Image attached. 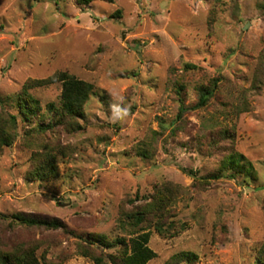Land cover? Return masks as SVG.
<instances>
[{"label":"rangeland","instance_id":"1","mask_svg":"<svg viewBox=\"0 0 264 264\" xmlns=\"http://www.w3.org/2000/svg\"><path fill=\"white\" fill-rule=\"evenodd\" d=\"M57 73L93 94L76 131L17 121L13 144L0 150V247L35 249L40 264H114L132 237L121 214L169 183L181 189L169 208L178 233L149 230L156 256L148 264L184 252L196 259L176 264H256L253 248L264 243L263 0H0L6 113L26 82ZM214 80V96L198 107V89ZM29 93L44 112L59 105L61 85ZM142 143L152 147L148 161L137 154ZM230 153L251 169L200 181L221 172ZM46 159L54 172L31 177ZM19 213L65 229L16 225Z\"/></svg>","mask_w":264,"mask_h":264},{"label":"trees","instance_id":"2","mask_svg":"<svg viewBox=\"0 0 264 264\" xmlns=\"http://www.w3.org/2000/svg\"><path fill=\"white\" fill-rule=\"evenodd\" d=\"M79 6H88L95 1L110 3L112 0H74ZM264 1V0H263ZM187 69H195L193 65H185ZM61 85V93L59 97V105L54 106L50 103L46 105V110L43 112L39 102L30 95V91L35 88H41L53 84ZM218 80L212 81L209 86L200 87L198 89V107H202L208 102L209 98L214 96L217 89ZM93 86L83 81L77 80L67 73H57L52 77L33 81L30 80L22 87L21 92L11 101V106L14 110L13 115L6 113V103L0 99V150L8 148L13 144L16 137V124L20 120L26 125H35L37 121L41 125L38 126V131L53 129L55 127H64L67 130L76 131L79 129L77 121L85 117L84 107L90 96L93 94ZM197 105L195 106L197 108ZM181 113L184 108L181 107ZM174 132V129H171ZM151 145L140 144L137 147V154L143 160L152 158ZM47 161V159H46ZM53 162L47 161L44 165L34 168L30 176L46 179L54 172ZM221 172L208 177L199 178L200 181L220 180L223 178H234L235 173L239 171L246 172L251 169V163L242 155L230 153L220 164ZM239 169V170H238ZM182 172L195 180L198 178L192 171L181 169ZM226 170H233L235 173L224 175ZM243 172V173H244ZM244 182V181H243ZM245 183V182H244ZM247 183V182H246ZM245 183V184H246ZM181 189L178 186H172L169 183H163L154 188L153 193L147 198L148 201L138 207H135L130 212H123L120 220V227L123 232L132 236L128 243H123L122 254L120 257L113 259L114 264H148L155 258V253L148 247L150 239V229H154L159 235L171 237L178 233L174 226V221H171L169 208L174 199L180 195ZM13 223L25 228H35L44 230H63L65 226L57 219H45L28 214H15L11 217ZM182 227L181 229H183ZM180 229V230H181ZM100 240V239H99ZM92 246V244H90ZM94 245V244H93ZM85 257H89V252L81 253ZM253 256L256 264H264V243H261L253 248ZM196 259L192 253L184 252L177 254L166 264L178 262L191 263ZM95 264H101V259L93 258ZM0 264H40L36 255L35 249L23 247V245L12 250L6 251L0 247Z\"/></svg>","mask_w":264,"mask_h":264}]
</instances>
